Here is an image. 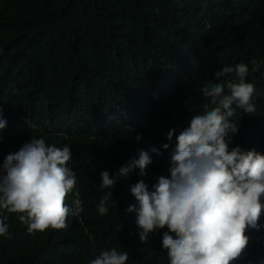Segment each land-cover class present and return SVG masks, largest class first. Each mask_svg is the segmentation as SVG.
<instances>
[{
  "label": "trees",
  "instance_id": "trees-1",
  "mask_svg": "<svg viewBox=\"0 0 264 264\" xmlns=\"http://www.w3.org/2000/svg\"><path fill=\"white\" fill-rule=\"evenodd\" d=\"M253 59L264 61V0H0V163L33 136L70 146L77 184L67 203L78 192L83 208L67 228L33 234L9 215L0 264H90L113 247L129 253L127 264H168L167 228L141 243L136 212L127 211L139 208L130 187L143 179L153 191L159 177L170 178L176 137L202 113L201 88L223 66L248 64L259 93L252 116L237 110L229 148L264 154V64L252 73ZM152 147L162 155L149 152L144 177L135 169L119 180L115 208L110 200L100 215L109 191L99 187L101 172L111 176ZM246 234L235 264H264V227Z\"/></svg>",
  "mask_w": 264,
  "mask_h": 264
},
{
  "label": "clouds",
  "instance_id": "clouds-1",
  "mask_svg": "<svg viewBox=\"0 0 264 264\" xmlns=\"http://www.w3.org/2000/svg\"><path fill=\"white\" fill-rule=\"evenodd\" d=\"M264 61H251V72ZM249 66L238 63L223 66L213 73L214 81L206 82L201 94L206 102L202 113L194 115L190 126L176 137L170 153V178L163 176L149 191L143 179L130 187L139 204L130 205L136 212V227L141 243L151 233L167 228L162 248L168 264H235L245 258L250 239L249 230L260 231L264 215V154L229 148L239 125L233 118L237 110L246 116L256 112L253 102L259 94L247 82ZM7 120L0 107V130ZM175 129L168 132L171 141ZM136 139L139 141L140 136ZM163 150L169 148L163 144ZM149 152H162L155 147L140 150L115 174L101 172V190H109L100 198L97 211L107 215L112 189L135 170L144 177L152 164ZM72 160L70 146L49 145L43 136L31 137L18 151L9 153L0 163V237L11 238L9 215H16L30 234L68 227L69 218L83 211L79 193L69 207L67 197L76 187L77 177L67 165ZM120 227L118 228V231ZM129 253L115 247L102 250L90 264H127Z\"/></svg>",
  "mask_w": 264,
  "mask_h": 264
}]
</instances>
